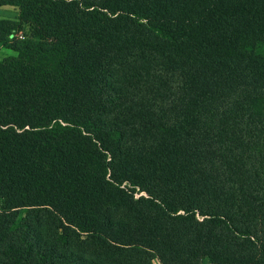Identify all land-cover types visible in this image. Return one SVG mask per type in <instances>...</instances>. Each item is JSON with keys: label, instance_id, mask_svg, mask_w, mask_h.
I'll use <instances>...</instances> for the list:
<instances>
[{"label": "trees", "instance_id": "trees-1", "mask_svg": "<svg viewBox=\"0 0 264 264\" xmlns=\"http://www.w3.org/2000/svg\"><path fill=\"white\" fill-rule=\"evenodd\" d=\"M0 5V264H264V0Z\"/></svg>", "mask_w": 264, "mask_h": 264}, {"label": "rangeland", "instance_id": "rangeland-1", "mask_svg": "<svg viewBox=\"0 0 264 264\" xmlns=\"http://www.w3.org/2000/svg\"><path fill=\"white\" fill-rule=\"evenodd\" d=\"M9 24H17L19 26V30L15 32V37L12 40L23 39L27 37L31 33V26L26 24L21 20L20 12L18 7L13 5H0V29L2 26L9 27ZM16 52L6 49L3 47H0V61L10 57L15 56ZM140 195H146V193H137L135 197H139ZM72 249H77L75 246H72ZM78 254L84 258H86L90 263L91 262H100L109 264L111 260V256L105 257L103 254H98L96 251L89 250V246H87L86 243H83L80 251H78ZM153 264H162L158 258H155L153 260ZM204 264H211V260L209 258H206L204 261Z\"/></svg>", "mask_w": 264, "mask_h": 264}]
</instances>
